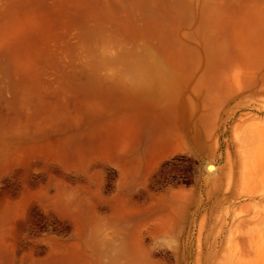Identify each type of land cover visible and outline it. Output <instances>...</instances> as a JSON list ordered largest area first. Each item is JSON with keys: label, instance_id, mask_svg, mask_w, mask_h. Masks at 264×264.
Returning a JSON list of instances; mask_svg holds the SVG:
<instances>
[{"label": "rangeland", "instance_id": "1", "mask_svg": "<svg viewBox=\"0 0 264 264\" xmlns=\"http://www.w3.org/2000/svg\"><path fill=\"white\" fill-rule=\"evenodd\" d=\"M78 241L264 264V0H0V264Z\"/></svg>", "mask_w": 264, "mask_h": 264}, {"label": "bare ground", "instance_id": "2", "mask_svg": "<svg viewBox=\"0 0 264 264\" xmlns=\"http://www.w3.org/2000/svg\"><path fill=\"white\" fill-rule=\"evenodd\" d=\"M171 146V142L170 141H166L165 143H161V144H159V145H157V143H155L154 144V148H153V150L150 152V157L151 158H155L156 159V157H157V155H159V154H161V153H163V152H165L167 149H168V146ZM110 146L111 147H106L105 145H104V150L105 151H108L109 149H113V151L116 149L115 147H112V146H114V145H111L110 144ZM127 149V148H126ZM122 152H126V150H123ZM208 167H209V169H215V164H213V163H210L209 165H208ZM126 174H129V173H127L126 172ZM126 176V175H125ZM66 188V187H65ZM62 189H64L63 187H61V188H57L56 189V193L54 194V196H56V197H63L64 195H62ZM121 206V205H120ZM128 206V205H127ZM122 208L124 209V208H126V205L125 204H122ZM83 223H80V226H79V230L81 231V230H84L86 227H87V225H82ZM93 227V226H92ZM89 228V227H88ZM93 228H96V227H93ZM93 228H89V229H93ZM134 237V236H133ZM133 237H131L132 238V240H133ZM114 238V237H113ZM89 240L91 241V247H93V246H95V247H97L98 248V246L95 244L94 245V242H95V237L94 236H90L89 238H86L85 239V241L88 243L89 242ZM97 240V239H96ZM134 242H139L138 241V238H134ZM81 241H78V243H75L72 247H73V249L71 248V250H69L68 252H64V253H60L59 255H58V257L59 258H62L61 260L63 261V260H65V263H66V261H68V263H72V264H85L86 262H85V260L82 258V244L80 243ZM133 242V243H134ZM90 243V242H89ZM138 244V243H137ZM121 246V245H120ZM132 246V245H131ZM134 246L136 247L137 245H136V243L134 244ZM133 247V246H132ZM97 248H95L96 250H97ZM121 248L122 249H129L130 248V244H127V243H123L122 244V246H121ZM134 248V247H133ZM94 249V248H93ZM95 250V251H96ZM112 263H115V259L116 258H114L113 256H111L110 258H108ZM87 260V259H86ZM60 263H61V261H60ZM89 263V262H88ZM62 264H63V262H62ZM116 264V263H115Z\"/></svg>", "mask_w": 264, "mask_h": 264}]
</instances>
